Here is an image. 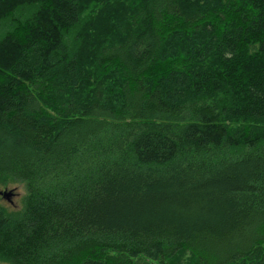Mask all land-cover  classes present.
<instances>
[{"label":"trees","instance_id":"obj_1","mask_svg":"<svg viewBox=\"0 0 264 264\" xmlns=\"http://www.w3.org/2000/svg\"><path fill=\"white\" fill-rule=\"evenodd\" d=\"M0 264H264V0H0Z\"/></svg>","mask_w":264,"mask_h":264},{"label":"rangeland","instance_id":"obj_2","mask_svg":"<svg viewBox=\"0 0 264 264\" xmlns=\"http://www.w3.org/2000/svg\"><path fill=\"white\" fill-rule=\"evenodd\" d=\"M0 190H13L14 196L12 203H8L2 197H0V205L8 210V212H14L20 210L22 206L23 197L25 195V188L22 184H10L8 186H0Z\"/></svg>","mask_w":264,"mask_h":264},{"label":"water","instance_id":"obj_3","mask_svg":"<svg viewBox=\"0 0 264 264\" xmlns=\"http://www.w3.org/2000/svg\"><path fill=\"white\" fill-rule=\"evenodd\" d=\"M13 196V190H0V197H2L8 203H12Z\"/></svg>","mask_w":264,"mask_h":264}]
</instances>
